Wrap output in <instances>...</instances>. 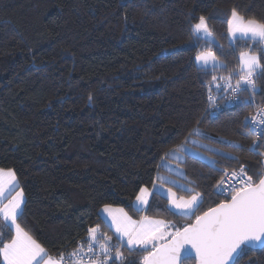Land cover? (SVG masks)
Listing matches in <instances>:
<instances>
[{
    "label": "trees",
    "instance_id": "obj_1",
    "mask_svg": "<svg viewBox=\"0 0 264 264\" xmlns=\"http://www.w3.org/2000/svg\"><path fill=\"white\" fill-rule=\"evenodd\" d=\"M233 5L264 18V0H0V168L14 170L24 191L18 222L53 258L87 241L90 226L100 225L101 239L112 235L99 213L106 204L173 229L191 223L194 216L159 211L168 208L164 196L150 197L146 213L133 203L193 129L201 135L178 153L186 182L202 194L197 214L225 198L216 191L225 169L243 164L254 177L263 173L264 148L249 153L258 138L241 122L264 106V79L252 107L219 99L206 111L212 75L238 71L246 50L241 41L228 54L229 41L221 39ZM189 12L210 17L227 71H197ZM171 188L178 197L193 194ZM4 235L9 242L13 232ZM239 264H264V248L249 249Z\"/></svg>",
    "mask_w": 264,
    "mask_h": 264
},
{
    "label": "snow or ice",
    "instance_id": "obj_2",
    "mask_svg": "<svg viewBox=\"0 0 264 264\" xmlns=\"http://www.w3.org/2000/svg\"><path fill=\"white\" fill-rule=\"evenodd\" d=\"M209 19L210 17L203 14L197 18L194 12H189L187 17L189 35L194 43L199 45L195 66L197 71L204 72L205 75L209 70L224 72L229 67L221 59L225 54L215 50L223 46L216 44ZM225 21L227 36H221V39L229 41L232 52L228 54H234L233 45L241 41L246 50L239 52L238 71H227V75L221 76L212 75V83L207 86L210 93L209 105L215 107V101L220 99L228 102L236 100L241 107H252L258 92L257 80L264 79V18L250 16L239 6L233 5L225 13ZM221 92L223 95H219ZM248 93L252 95L248 96ZM240 96H246V99L239 101L237 98ZM88 99L91 103L92 96L89 95ZM201 122L200 119L196 121L197 124ZM241 127L248 128L250 133L257 135L258 140L254 139L248 149L249 153L256 155L257 147L264 148V135L258 131L264 128V107H259L255 114L245 118ZM194 135L200 136L201 133L198 129H193L184 138L183 144H195L189 140V137ZM183 144L174 150V154L186 151ZM226 146L236 147L231 143ZM259 155L264 156V151L259 152ZM221 158L236 160L231 154H221ZM176 159L179 162L180 157L177 155ZM261 167L264 168V161L261 162ZM4 175L11 178L9 183L16 180L14 170L0 168V195H3L4 191ZM159 179L160 188L163 189V178ZM17 186L12 183L13 188ZM156 187V180L153 181L152 191L147 187H140L133 211L146 213L150 207V197L164 198L156 191ZM217 187L221 195L227 192V196L202 214H197L202 202L200 192L180 185V190L193 194L187 198H177L171 187L166 189L168 208L159 211L187 219L195 217L182 228L173 229L164 220L153 219L146 214L141 215L137 221L123 208L113 209L107 204L104 205L101 213L106 214V218L111 221L106 227L109 231L114 230L113 235L105 231L101 239L97 235L99 224L88 227L87 241L78 242L77 248L67 254L69 264H188L187 260L182 259V253L184 257L194 256L192 264H239V259L249 249L264 248V173L254 177L248 174L246 166L241 164L238 171L233 170L230 174L225 169ZM24 203V191L21 189L8 205L0 208L4 221V224L0 225V261L2 264H64L65 253L61 252L60 256L54 259L18 222ZM170 209L177 211L171 212ZM13 231L14 235H11L10 241L4 242L7 238L4 233ZM113 240L115 244L112 243ZM125 252L129 257L138 256L139 260H129L125 257Z\"/></svg>",
    "mask_w": 264,
    "mask_h": 264
},
{
    "label": "crops",
    "instance_id": "obj_3",
    "mask_svg": "<svg viewBox=\"0 0 264 264\" xmlns=\"http://www.w3.org/2000/svg\"><path fill=\"white\" fill-rule=\"evenodd\" d=\"M177 155L180 157V160H179V162H180L182 160L181 154L178 152H176L174 154V151H171L167 155V157L164 160H162L161 167L165 172H160L156 177V184H157L156 191L160 192V194L162 196H164L165 198H166V195H165L166 189L171 187V186H173V187L175 186V187L179 188L180 185H184L186 188H191L190 184L188 182H186L185 175H183V176L178 175V173H183V171L180 168L179 162L176 159ZM159 178H163V184H164L163 189L160 188L161 180ZM10 179L11 178L7 175H4L2 178L4 191H3V195H0V208L4 207L5 205H8L9 202L12 201L13 197L16 195V192L21 190L18 186L15 188L12 187V183H15L16 185H18L17 179L14 182L9 183ZM152 190H153V186L149 191H152ZM177 198H179V197L177 196ZM134 205H135V200H134L133 206ZM112 208L113 209H119L118 207H112ZM102 209L103 208H101V210ZM101 210L99 212L101 218L104 220V222L107 225H110L111 221L106 218V214L101 213ZM172 210L175 212L177 211L175 209H172ZM0 217L3 220L2 215H0ZM134 220L139 221L140 218L134 219ZM111 233L113 235L114 230H111ZM13 235H14V231H13ZM1 264H2V261H1Z\"/></svg>",
    "mask_w": 264,
    "mask_h": 264
},
{
    "label": "built area",
    "instance_id": "obj_4",
    "mask_svg": "<svg viewBox=\"0 0 264 264\" xmlns=\"http://www.w3.org/2000/svg\"><path fill=\"white\" fill-rule=\"evenodd\" d=\"M213 95H216V94L213 93ZM219 95H223V93L221 92V93H219ZM218 100H219V99H217V100L215 101V107L210 106V105L208 104V108H207V110L213 112L215 109H217V108L219 107ZM235 103H236V100H234L233 102H228V105H229L230 107H233ZM259 107H264V106H259ZM259 107L255 108L252 114H255V113L258 111V108H259ZM252 114H251V115H252ZM258 131L260 132L261 135H264V128L258 129ZM254 135H255V134H254ZM255 136L257 137V135H255ZM257 138H258V137H257ZM230 173H231V172H229V174H230ZM216 191L218 192L219 195H221V194L219 193V189H218V187L216 188ZM221 196H227V192H225L224 195H221ZM229 197H230V196H229ZM113 255H114V253H113ZM64 264H69V260H68L67 255H65V262H64Z\"/></svg>",
    "mask_w": 264,
    "mask_h": 264
},
{
    "label": "water",
    "instance_id": "obj_5",
    "mask_svg": "<svg viewBox=\"0 0 264 264\" xmlns=\"http://www.w3.org/2000/svg\"><path fill=\"white\" fill-rule=\"evenodd\" d=\"M263 173H264V168H263ZM257 248H259V247H257ZM182 259H192V260H194V256L193 257H184L183 253H182Z\"/></svg>",
    "mask_w": 264,
    "mask_h": 264
},
{
    "label": "rangeland",
    "instance_id": "obj_6",
    "mask_svg": "<svg viewBox=\"0 0 264 264\" xmlns=\"http://www.w3.org/2000/svg\"><path fill=\"white\" fill-rule=\"evenodd\" d=\"M238 59H239V57H238Z\"/></svg>",
    "mask_w": 264,
    "mask_h": 264
}]
</instances>
